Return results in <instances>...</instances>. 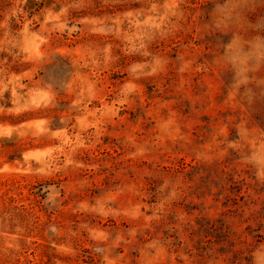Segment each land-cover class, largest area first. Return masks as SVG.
Segmentation results:
<instances>
[{
    "label": "rangeland",
    "instance_id": "374dc122",
    "mask_svg": "<svg viewBox=\"0 0 264 264\" xmlns=\"http://www.w3.org/2000/svg\"><path fill=\"white\" fill-rule=\"evenodd\" d=\"M0 264H264V0H0Z\"/></svg>",
    "mask_w": 264,
    "mask_h": 264
}]
</instances>
